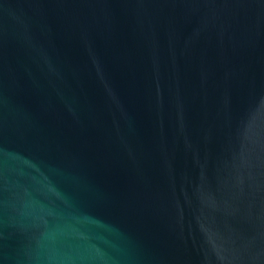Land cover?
I'll return each mask as SVG.
<instances>
[{"label": "water", "instance_id": "obj_1", "mask_svg": "<svg viewBox=\"0 0 264 264\" xmlns=\"http://www.w3.org/2000/svg\"><path fill=\"white\" fill-rule=\"evenodd\" d=\"M0 264H264V0H0Z\"/></svg>", "mask_w": 264, "mask_h": 264}]
</instances>
